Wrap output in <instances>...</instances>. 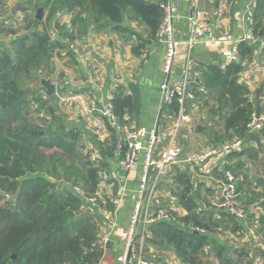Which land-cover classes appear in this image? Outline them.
Listing matches in <instances>:
<instances>
[{
	"label": "crops",
	"instance_id": "1",
	"mask_svg": "<svg viewBox=\"0 0 264 264\" xmlns=\"http://www.w3.org/2000/svg\"><path fill=\"white\" fill-rule=\"evenodd\" d=\"M176 1L178 5L176 36L180 44L174 60L173 75L175 77L178 68L184 70L189 58L193 67L192 71L200 73L198 78L191 81L193 83L211 66L225 69L228 64L223 52L231 46L230 43L217 45L203 40L198 42L189 53L187 41L190 18L196 8L210 11L215 32H227L239 38L249 29L244 19L247 8L253 12L251 28L257 42L254 45L247 42L253 48V53L245 59L244 71L240 73L246 79V83L242 84L247 87L246 92L238 95L240 99H245L242 104H213V100L218 99V96H221L224 101L221 87L202 88V85L190 83L189 90L192 98L188 99L184 109L171 117L161 115L163 96L160 85L164 79L162 72L164 46L159 42L158 34L153 35L150 28L137 17L126 16L123 29H114L109 23L101 27L92 24L80 36L76 34L73 42L80 47L72 51L74 64L67 62V55H69L66 54L67 50H60L64 58V86L57 87L56 92L66 114L64 120L78 132L87 135L89 145L99 152L108 175V179L101 180L98 184L101 196L98 195L97 199L102 201L104 206L102 208L100 205H95L103 218L108 220V223L106 221L104 223L112 241L110 248L108 244L105 246L103 243L104 255L103 262L100 264H120L118 261L121 250L119 233L127 226L130 213L134 208L141 172V164L136 170L130 172L120 168L119 157L115 154L117 143L114 148L117 140L110 130L112 125L100 111L104 103L111 101L116 95H131V85H136L140 94V110L133 115H126L124 119L133 127L157 128L160 136L158 150L162 149L175 135L177 144L183 149V156L196 153V151L188 152L187 150V147L193 144L220 145L227 136L242 134L245 127L241 128V121H235L233 125H230L228 119L238 107L247 108L245 103L248 96L255 98L253 109L264 115V0ZM4 2L5 0H2V4ZM21 2L19 8L23 4ZM64 15L66 16L67 12ZM0 26L14 28L8 25L6 19L0 23ZM65 26L66 30L72 28L68 23ZM6 37L12 39L14 36L6 35ZM239 83H241L240 79ZM244 135L243 137L248 141L246 151H235L199 165L179 162L168 170L159 185L158 198L163 201V205L169 207L172 213H177L182 218L193 213L204 224V226H198L200 229L198 232L208 237L201 254L220 255L222 250L240 252L246 247L247 241L251 242V245L253 243L256 245L258 242L256 248L264 252V203H249L251 215L246 220L237 219L225 211L215 209L210 201L212 196H216L219 190L221 191L220 182L223 180L226 169L232 170L235 175L241 173V169H247L244 177L241 176L237 181L238 188L242 191L244 185L252 181L254 172L252 173L251 169L258 166L259 169L255 173L259 176L260 185L255 189L258 192H264V178L260 179L263 176L261 171L264 172L262 132L250 135L245 132ZM255 161L257 165H254ZM181 175H185L189 182L188 193L185 196H183L185 185L179 181ZM257 211H260V215ZM168 222L171 225L175 223ZM157 225L158 223L150 227L149 238L147 237L144 242L145 264H186L178 257L173 243L163 246L165 243L163 238L158 237L153 238L154 242H151L153 230ZM259 232L261 235L258 234ZM112 235L113 238H111ZM157 245L161 254L156 258L151 254L156 252ZM147 252L151 253L148 257ZM232 254L235 255V253ZM198 262L204 264L202 260ZM217 263L215 261L206 264Z\"/></svg>",
	"mask_w": 264,
	"mask_h": 264
},
{
	"label": "trees",
	"instance_id": "2",
	"mask_svg": "<svg viewBox=\"0 0 264 264\" xmlns=\"http://www.w3.org/2000/svg\"><path fill=\"white\" fill-rule=\"evenodd\" d=\"M160 3L161 0H58L64 12L73 14L72 28L62 32L58 39H53L47 29L40 30L41 18L32 19L24 5L20 8L24 12L23 30L27 33L18 35L17 29L0 26V34L14 36L0 50V264H93L78 236L79 225L69 219V207L80 198L73 191L59 188L62 185L37 169L42 148L71 152L74 150L71 139L78 135L73 130L61 133L51 130L50 126L44 129L33 121L30 117L33 104L37 102V111L42 113L48 101L30 87L28 80L33 76L31 70L35 65L38 68L51 65L48 62L57 49L72 54L71 41L92 24L101 27L109 23L114 29H123L126 16L137 17L156 35L162 17ZM67 37L70 44H65ZM239 50L240 63H230L225 69L211 66L191 84L202 85V88L221 87L223 98L229 95L233 104H242L245 99L235 101L234 98L247 90L239 83V75L244 71L245 59L252 56L253 48L244 41L239 44ZM131 88V95H116L111 99L120 123H128L124 117L138 113L141 107L138 87L131 85ZM179 110L176 97L162 106L161 115L171 117ZM246 111L247 108L238 107L228 119L229 124L241 121L243 128ZM57 120L61 122L60 118ZM110 130L116 138L115 129L110 126ZM123 149L125 151L126 147ZM92 181L96 188L99 184L96 174ZM179 181L185 185V196L189 182L185 175H181ZM63 189L65 194L60 191ZM198 226L204 224L193 213L184 216L178 226L166 220L159 221L152 229L151 242H154L153 238H163V242L173 243L178 257L186 264H199L197 257L208 237L191 229Z\"/></svg>",
	"mask_w": 264,
	"mask_h": 264
},
{
	"label": "built area",
	"instance_id": "3",
	"mask_svg": "<svg viewBox=\"0 0 264 264\" xmlns=\"http://www.w3.org/2000/svg\"><path fill=\"white\" fill-rule=\"evenodd\" d=\"M160 7L162 8V17L157 34L159 42L164 46L162 63L164 79L160 85L163 96L162 106L171 103L177 97L180 111H182L186 101L192 98L189 84L194 78H198L200 73L192 71V63L188 58L181 81L174 79V60L177 57L180 44L176 36L178 5L176 0H161ZM244 19L249 29L239 38L227 32H215L210 11H202L196 8L190 18L187 41L189 53L198 42L203 40L217 45L230 43L231 46L223 52L224 59L227 64L240 63L239 44L245 41L254 45L257 42L251 28L253 12L250 8H247ZM239 79L241 83H246L244 76L239 75ZM100 111L116 131L117 148L115 154L119 157L120 168L125 172H130L136 170L141 164L134 208L130 213L127 226L119 233L121 250L118 261L120 264H145L146 258L143 246L149 235L150 227L162 220L175 223L177 220L174 213L170 212L163 205V201L158 198L159 185L167 175L168 170L179 162L187 165H199L204 164L209 159H217L231 152L240 151L243 149L245 139L215 145L210 149L183 156V149L177 144L175 135L169 139L162 149L158 150L160 136L157 128L133 127L129 123H120L116 118L111 101L104 103ZM263 126L264 115L254 110L248 125V133L259 132ZM124 146L126 147L125 151ZM123 152L125 153L123 154ZM104 177L106 178V176ZM220 186L221 192L212 201V206L219 211L231 214L235 218L240 219L243 217L238 203L240 195L237 177L232 170L226 169L224 171ZM178 223L180 224L181 221L179 220ZM191 229L200 231L199 228ZM110 241V238H106L103 243L107 246Z\"/></svg>",
	"mask_w": 264,
	"mask_h": 264
},
{
	"label": "rangeland",
	"instance_id": "4",
	"mask_svg": "<svg viewBox=\"0 0 264 264\" xmlns=\"http://www.w3.org/2000/svg\"><path fill=\"white\" fill-rule=\"evenodd\" d=\"M20 1H22L21 3H24L22 5L26 7V12L29 13L32 19L38 17L39 11L41 10L42 24L40 25L39 29H47L53 39H58L61 36L62 32H66L65 24L68 23L71 25V18L73 14L67 13V15L65 16V12L59 6L58 0H5V4H0V23L6 19L8 21V25L10 24V26L18 30V35L27 33L26 30H23L25 24L23 20L24 12L19 8V6L21 5L19 4ZM10 40V37H6L5 34L1 35L0 50L1 48L3 49L4 45L7 44ZM65 40V44H70V39L68 37ZM70 45L71 46L69 47V49L73 50H76L80 47L79 44L77 45L73 41H71ZM60 53H62L60 52V49H57L54 53V57L48 62L51 63L50 66H41L38 68V66L35 65L34 67H32L31 72L33 76L32 78H30V80H28V83L30 84V87L34 89V91H39V95H43L44 100H47L48 102H46L42 113H39L37 111V109H39V105L37 102H35L33 104L30 117H33V121L38 126H41L44 129L50 126L51 130L57 132L60 131L61 133L73 130L75 133H77L78 136L75 139H71L72 143L74 144V150L71 152H64L59 148H42L40 152L41 157L39 159L37 169L39 173H43L44 175L49 174V176L57 181L59 185H62L59 186V188L61 187L65 188L67 191H73L80 198L79 201L75 202L76 204L74 206L69 207V210H71L69 219L75 221L76 224L79 225L78 236L81 238L82 245L84 246V251L88 255H90L93 264H100L101 262H103L104 239L110 237L108 236L109 233L106 231L105 227L106 223H108V220H105L103 218V215L98 211L97 208H95L96 204L102 206V208L104 205L102 201L97 199L98 195L101 196L99 193L100 189L98 186L96 188L94 187L95 185L93 184L92 177L96 174V178L99 179L100 183L101 180L104 181V179H108V175L102 164V159L99 156V152L96 151V149H94L91 145H89V142L86 138L87 135L85 136L83 133L78 132L76 128H74L72 125H69L66 120H64V116H66V114L62 109V106L60 104L61 99L57 95V92H55L56 94H53L55 98L50 99V96L46 93V89L43 85V80L45 79L50 80L55 85L56 91L57 87L61 88L62 86H64V58ZM66 54H69L67 55V62L74 64V56L70 53ZM231 98L232 96L226 95L223 101L221 96H218V99L213 100V104L222 103L224 105L235 103L231 100ZM239 99L240 96L234 98L235 101H241L242 98L240 100ZM246 100L247 102L245 103V105L247 107V111L243 115L245 119V130H243L242 134H239V136H227L225 140L221 141V143L233 142L239 138L245 139L243 136H245V132L246 134L248 133V125L251 121L254 111L253 107L255 98L248 96ZM233 114L234 113H232L231 115ZM58 118L61 119V122L57 120ZM263 129L264 126L262 127V130ZM262 137L264 138V136ZM244 143L245 144L243 148L248 146V141H246V139ZM211 147H214V145L207 146L203 143H199L198 145L193 144V146H188L187 150L188 152H197L205 150L207 148L209 149ZM262 157L264 159V156ZM254 165H257V161L254 162ZM258 169V166H254L251 169L252 173L254 172L252 181L248 184L246 183L242 191L238 189L240 195L238 203L240 204V208L243 213V217H241L240 219L247 220L250 217L251 207L249 203H264V192H258V190L255 189V187L257 188L260 185V182H258L259 176H256L255 173ZM245 171H247V169L243 168L241 169V173H238V175L236 174L237 181L239 178H241V176L244 177V174H246ZM261 174L263 176H261L260 179H263L264 172L261 171ZM104 176H106V178ZM255 183L256 185H254ZM60 191L62 194H65L64 189ZM220 192L221 191L219 190V193ZM219 193H217L216 196H218ZM6 196L11 197L10 195ZM216 196H212L210 198V201L212 202L216 198ZM12 198L14 199L15 195ZM164 206L170 211L169 207H167L166 205ZM257 212L260 215V211ZM174 215L177 217L176 223L179 224L178 221L182 220V216L178 215L177 213H175ZM104 221H106V223H104ZM258 234H260V232ZM111 238H113V235L111 236ZM247 242L248 243L246 247L240 250V252H234L233 250H222L220 255L217 254L207 256L206 253L199 254L197 260H202L204 264L214 263L215 261L218 262L217 264H232L233 262H241L242 264H264V252L260 251V248H256L258 242H256V245H254L255 243L251 245V242ZM166 245H168V242H165L163 244V246ZM261 245L262 244H260V246ZM155 248L156 252L153 254L147 252V257L151 254V256L157 258L158 255L161 254L159 253L158 245L155 246ZM117 252L118 251L116 250V255ZM232 253H235V255Z\"/></svg>",
	"mask_w": 264,
	"mask_h": 264
},
{
	"label": "water",
	"instance_id": "5",
	"mask_svg": "<svg viewBox=\"0 0 264 264\" xmlns=\"http://www.w3.org/2000/svg\"><path fill=\"white\" fill-rule=\"evenodd\" d=\"M38 18H42L41 10L39 11ZM182 74H183V69L182 68H178L176 70V75H175L174 79L176 81H181ZM43 85H44V87L46 89L47 95H53L56 92V87L50 80H48V79L43 80ZM111 245H112V241H110L108 243V248H110Z\"/></svg>",
	"mask_w": 264,
	"mask_h": 264
}]
</instances>
